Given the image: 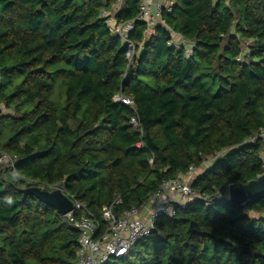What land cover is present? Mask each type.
<instances>
[{
    "label": "trees",
    "instance_id": "16d2710c",
    "mask_svg": "<svg viewBox=\"0 0 264 264\" xmlns=\"http://www.w3.org/2000/svg\"><path fill=\"white\" fill-rule=\"evenodd\" d=\"M171 1L148 34L137 0H0V264L77 262L79 230L24 189L61 188L100 234L106 208L142 207L191 166L216 199L106 264H264V195L224 196L264 172V0ZM110 18L132 22L133 48Z\"/></svg>",
    "mask_w": 264,
    "mask_h": 264
},
{
    "label": "built area",
    "instance_id": "2783aa9c",
    "mask_svg": "<svg viewBox=\"0 0 264 264\" xmlns=\"http://www.w3.org/2000/svg\"><path fill=\"white\" fill-rule=\"evenodd\" d=\"M137 1L140 4L138 18L147 22L148 34L153 31L155 26L162 24L163 11L170 12L173 5L171 0ZM108 22L111 28L119 33L124 41L133 48V44L125 36L129 28L132 27V22L127 24L118 23L113 18H110ZM173 42L171 41L169 44ZM184 45L186 55H190L192 44L184 43ZM128 55L130 56L131 53L129 52ZM117 100H122L127 104L132 103L131 100L123 96H118ZM132 124L137 125L136 119H132ZM260 137L264 138V131L261 132ZM256 139L257 137H254L252 141ZM224 154L225 151L222 150L216 153L213 158L207 160L206 163L222 157ZM198 169L191 166L187 173L173 179L163 180L159 188L150 194L149 201L142 207H131L122 214L115 213L112 207L106 208L103 212V218L108 222V228L100 234H98L99 223L87 211L86 205L74 201L64 191L74 202V209L62 216L79 230V251L76 264H106L111 258L127 256L132 252L136 243L149 238L153 234L157 218L161 216L174 217L178 209H185L198 200L214 201L215 196L205 195L193 188L192 181L196 178H194V174ZM38 187L42 190L49 188V191L59 188L49 184H42ZM224 196L228 199V190L224 192Z\"/></svg>",
    "mask_w": 264,
    "mask_h": 264
},
{
    "label": "water",
    "instance_id": "95a60500",
    "mask_svg": "<svg viewBox=\"0 0 264 264\" xmlns=\"http://www.w3.org/2000/svg\"><path fill=\"white\" fill-rule=\"evenodd\" d=\"M2 156H0V159ZM25 193L33 192L41 200L53 206L61 215H66L74 209V202L61 188L53 191L42 190L39 187L24 189ZM264 195V172L258 178L243 183H231L228 186V200L230 203L246 206L248 201Z\"/></svg>",
    "mask_w": 264,
    "mask_h": 264
},
{
    "label": "rangeland",
    "instance_id": "374dc122",
    "mask_svg": "<svg viewBox=\"0 0 264 264\" xmlns=\"http://www.w3.org/2000/svg\"><path fill=\"white\" fill-rule=\"evenodd\" d=\"M2 159L0 161V169L4 168V167H12V162H11V158L6 155L5 153L2 154ZM213 161V160H211ZM211 161L208 162L207 164L210 166ZM205 168L201 167L197 170V172L194 174V178L197 177L198 175L202 174L204 172Z\"/></svg>",
    "mask_w": 264,
    "mask_h": 264
},
{
    "label": "crops",
    "instance_id": "0c3cea01",
    "mask_svg": "<svg viewBox=\"0 0 264 264\" xmlns=\"http://www.w3.org/2000/svg\"><path fill=\"white\" fill-rule=\"evenodd\" d=\"M175 39H176L178 42H181V40H182V39H181L180 37H178V36H177Z\"/></svg>",
    "mask_w": 264,
    "mask_h": 264
}]
</instances>
